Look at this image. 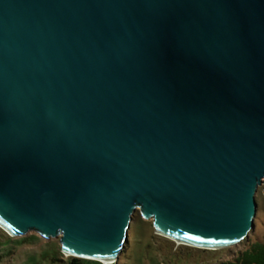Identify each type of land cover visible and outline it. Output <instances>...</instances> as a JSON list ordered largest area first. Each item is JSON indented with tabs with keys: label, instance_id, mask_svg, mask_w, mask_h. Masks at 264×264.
Returning a JSON list of instances; mask_svg holds the SVG:
<instances>
[{
	"label": "water",
	"instance_id": "obj_1",
	"mask_svg": "<svg viewBox=\"0 0 264 264\" xmlns=\"http://www.w3.org/2000/svg\"><path fill=\"white\" fill-rule=\"evenodd\" d=\"M260 185L264 0H0L8 236L116 261L139 210L156 234L228 248Z\"/></svg>",
	"mask_w": 264,
	"mask_h": 264
},
{
	"label": "rangeland",
	"instance_id": "obj_2",
	"mask_svg": "<svg viewBox=\"0 0 264 264\" xmlns=\"http://www.w3.org/2000/svg\"><path fill=\"white\" fill-rule=\"evenodd\" d=\"M262 189L263 185L258 186L254 195L257 206L254 226L245 240L259 238L264 232ZM22 238L34 239L23 242L19 240ZM241 243L217 250L179 245L156 234L151 220H143L139 210H135L122 251L117 260L110 264H220L232 260L235 253L242 250ZM60 251L58 238L43 239L34 232L23 237H11L0 229V264H71L70 256L60 257Z\"/></svg>",
	"mask_w": 264,
	"mask_h": 264
},
{
	"label": "trees",
	"instance_id": "obj_3",
	"mask_svg": "<svg viewBox=\"0 0 264 264\" xmlns=\"http://www.w3.org/2000/svg\"><path fill=\"white\" fill-rule=\"evenodd\" d=\"M34 238L19 239L23 242ZM18 241V240H17ZM243 248L235 253L230 261H222L220 264H264V232L259 238L243 240ZM61 252V251H60ZM62 257V253L60 254ZM83 261V262H82ZM97 263V261L82 260L70 257L71 264Z\"/></svg>",
	"mask_w": 264,
	"mask_h": 264
},
{
	"label": "bare ground",
	"instance_id": "obj_4",
	"mask_svg": "<svg viewBox=\"0 0 264 264\" xmlns=\"http://www.w3.org/2000/svg\"><path fill=\"white\" fill-rule=\"evenodd\" d=\"M159 236H162V237H165V238H168L170 239L171 241L175 242L176 244H181V245H187V244H184L178 240H175V239H172V238H169V237H166L160 233H158ZM187 246H191V247H194V248H198V249H208V250H216V249H213V248H200V247H196V246H192V245H187ZM70 255V254H69ZM68 254H66V256H69ZM100 263L102 264H110L112 262H114V260H98Z\"/></svg>",
	"mask_w": 264,
	"mask_h": 264
}]
</instances>
